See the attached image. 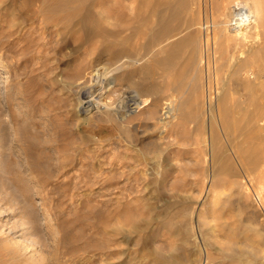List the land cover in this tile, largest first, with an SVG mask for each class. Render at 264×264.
I'll return each mask as SVG.
<instances>
[{
	"label": "rangeland",
	"instance_id": "1",
	"mask_svg": "<svg viewBox=\"0 0 264 264\" xmlns=\"http://www.w3.org/2000/svg\"><path fill=\"white\" fill-rule=\"evenodd\" d=\"M94 1L0 0V264H264V0Z\"/></svg>",
	"mask_w": 264,
	"mask_h": 264
},
{
	"label": "bare ground",
	"instance_id": "2",
	"mask_svg": "<svg viewBox=\"0 0 264 264\" xmlns=\"http://www.w3.org/2000/svg\"><path fill=\"white\" fill-rule=\"evenodd\" d=\"M56 1V0H55ZM131 1V0H130ZM48 2V1H47ZM76 2V1H75ZM131 3L133 4V1H131ZM93 4L95 5V6H99V7H102V8H105L109 13H115V12H118V10L120 9V8H117V7H114V5L115 6H122L123 4H124V2H123V0H100V1H94L93 2ZM128 4V3H127ZM143 3H141V7L143 6L142 5ZM132 6V8L131 9H139V5H138V7H135V6H133V5H131ZM239 7V6H238ZM68 8H70V9H68ZM73 8V4L72 3H69V1L68 2H66V3H63V7L61 8V9H68V10H71ZM104 9V10H105ZM123 9V8H122ZM128 9V8H127ZM143 9H145V8H143ZM126 10V9H125ZM124 10V11H125ZM132 10V11H133ZM142 10V9H141ZM149 11V10H148ZM251 11V10H250ZM139 12V11H138ZM257 12V11H256ZM260 12V11H259ZM157 13V12H156ZM48 15V14H47ZM147 15V14H146ZM155 17H154V19L155 20H158V16H157V14H155L154 15ZM248 16V19L249 20H251V19H253L252 18V15L250 14V15H247ZM146 17V16H145ZM153 17V16H152ZM33 18V17H32ZM46 18H48L49 20H51V19H53V18H57L56 16H48V17H46ZM142 18V17H141ZM86 19L87 18H82L79 22L80 23H83V29L85 30V31H87V32H90V31H92L93 29H88L87 27V25L86 24H84V22H86ZM153 19V18H152ZM151 19V20H152ZM254 20V19H253ZM163 21V20H162ZM216 21V20H215ZM250 22V21H249ZM55 24V23H54ZM244 24V23H243ZM259 24V23H258ZM53 25V24H52ZM249 25H250V23H249ZM53 27H55V26H53ZM241 27V29H243V28H245L244 27V25H241L240 26ZM259 27H260V25H259ZM80 30V29H79ZM111 30V29H110ZM248 30V29H247ZM244 31H246L245 29H244ZM262 31V30H261ZM260 31V32H261ZM121 33V32H120ZM222 33V32H221ZM258 33V32H257ZM260 34V33H259ZM129 35V34H128ZM116 36V35H115ZM226 36V35H225ZM247 37V36H246ZM226 38V37H225ZM255 38V37H254ZM95 39V38H94ZM231 39V38H230ZM261 39V38H260ZM114 40V39H113ZM257 40H258V38H257ZM93 41H95V40H93ZM255 41V40H254ZM263 41V40H262ZM96 43V41L95 42H92V41H83V42H81L79 45H78V47H79V49L80 48H82V47H84V46H89L90 45V47H91V45H95L97 48L100 46V45H96L95 44ZM150 43V42H149ZM262 43V42H261ZM103 44V43H102ZM146 44V43H145ZM225 44V43H224ZM255 44H256V42H255ZM106 45H110V46H112V44L111 43H108V44H106ZM259 45V44H258ZM109 46V47H110ZM108 47V46H107ZM113 47V46H112ZM120 48H122V50L120 49ZM120 48H118V49H116V51L115 52H113L114 53V55H112V57L114 56L115 57V59H117V60H120L124 55V53H125V51H124V49L126 48H123L122 46L120 47ZM86 50V49H85ZM218 50V49H217ZM227 50H229V49H227ZM100 51L101 52H97L98 54H101L102 53V51H104V50H102V49H100ZM106 51V50H105ZM226 51V50H225ZM260 51V50H259ZM106 52H109V51H106ZM136 52H138V51H136ZM105 53V52H104ZM113 53H110V55L111 54H113ZM135 53V52H134ZM139 53V52H138ZM126 54V53H125ZM140 54V53H139ZM261 54V53H260ZM128 55V54H127ZM138 56V55H137ZM97 57V56H96ZM129 57H131V56H129ZM133 57V56H132ZM99 58V57H98ZM135 58V57H134ZM133 58V59H134ZM135 60V59H134ZM261 63V62H260ZM228 66V65H227ZM236 66H238V64L236 65ZM235 66V67H236ZM239 67V66H238ZM237 68V67H236ZM120 69V68H119ZM220 70V69H219ZM111 71L112 70H108V71H106L107 73H111ZM108 74V75H109ZM233 74V73H232ZM219 78V77H218ZM260 79V78H259ZM216 81H218V80H216ZM240 81V80H239ZM212 84V83H211ZM152 87L154 88V87H156V85H154V84H152ZM263 87V86H262ZM214 92V91H213ZM264 95V94H263ZM228 98V97H227ZM1 99V98H0ZM10 99V96L9 95H6L4 98H3V100H9ZM230 99V98H229ZM136 101V100H135ZM172 101V100H171ZM86 102H88L87 103V106H84L83 107V109L84 110H82V111H87L92 105H91V103H90V101H86ZM229 102V101H228ZM239 103V102H238ZM165 105V104H164ZM167 106L165 107L164 106V108H168L167 110H165L164 112H163V114L165 115V117H163L164 119H166L167 120V118H170V117H172L173 116V105H172V102H167V104H166ZM233 105V104H232ZM246 105V104H245ZM261 105V104H260ZM139 106H140V102H139ZM225 109V108H224ZM175 110V109H174ZM234 113V112H233ZM249 113V112H248ZM20 117V116H19ZM19 117H16V116H14V115H12L11 116V118H12V120L14 121V120H18L19 119ZM107 117H109V116H107ZM99 118V117H98ZM108 119H110V120H113V118H111V117H109ZM227 119V118H226ZM11 120V119H10ZM236 120V119H235ZM168 121V120H167ZM166 121V122H167ZM8 123V122H7ZM171 123V122H170ZM33 124V123H32ZM43 124V123H42ZM51 124V123H50ZM164 125H167L166 123L164 124ZM33 127V126H32ZM231 127V126H230ZM44 128V127H43ZM45 129H46V127H45ZM2 130H3V132L2 133H5L6 132V130H7V126H3L2 127ZM9 130V129H8ZM45 131V130H44ZM28 132H30V131H28ZM7 133V132H6ZM45 133V132H44ZM54 133H56V132H54ZM59 133H60V131H59ZM38 134H40V133H38ZM63 134H65V133H63ZM7 135H9V134H7ZM33 135V134H32ZM31 135V136H32ZM46 135V134H45ZM60 136V135H59ZM9 137V136H8ZM14 138H18V136L17 135H14L13 136ZM56 137H57V135H56ZM61 137V139H63V138H66L67 137V135H65V136H60ZM13 138V139H14ZM44 138V137H43ZM244 138H246V137H244ZM41 139V138H40ZM248 139V138H247ZM35 140V139H34ZM15 141V140H14ZM16 142H18V141H16ZM48 142V141H47ZM5 147V146H4ZM3 147V148H4ZM7 148V147H6ZM232 149V148H231ZM237 149V148H236ZM1 150V149H0ZM3 152V151H2ZM6 153V152H5ZM4 153V154H5ZM233 154V153H232ZM247 159L245 160L244 159V165L245 164H248L247 162ZM251 161V160H250ZM242 165V164H241ZM51 167V166H50ZM248 167V166H247ZM242 169V168H241ZM248 169V168H247ZM245 171V170H244ZM16 249V248H15ZM14 253V252H13ZM22 253V252H21ZM17 254H19V253H17ZM31 259V258H30ZM24 260V259H23ZM10 263V262H9ZM17 263V262H16Z\"/></svg>",
	"mask_w": 264,
	"mask_h": 264
},
{
	"label": "built area",
	"instance_id": "3",
	"mask_svg": "<svg viewBox=\"0 0 264 264\" xmlns=\"http://www.w3.org/2000/svg\"><path fill=\"white\" fill-rule=\"evenodd\" d=\"M250 15V12L244 8L235 6L234 13H233V24L234 25H240V23L248 22V16Z\"/></svg>",
	"mask_w": 264,
	"mask_h": 264
}]
</instances>
